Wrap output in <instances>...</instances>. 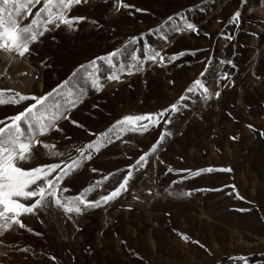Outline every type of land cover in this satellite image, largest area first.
<instances>
[{
	"label": "rangeland",
	"instance_id": "1",
	"mask_svg": "<svg viewBox=\"0 0 264 264\" xmlns=\"http://www.w3.org/2000/svg\"><path fill=\"white\" fill-rule=\"evenodd\" d=\"M119 3L88 0L74 6L69 15L86 17L75 26L78 30L62 26L47 33L32 46L31 55L21 58L0 51V89L43 94L79 65L183 13L197 24L199 34H170L162 54L196 51L195 56L185 55L166 67L146 64L144 71L108 82L99 93L89 87L72 119L98 135L125 115L168 108L200 78L209 61L204 81L221 96L204 102L189 94L188 106L170 125L126 133L95 154L65 183L67 195L116 173L89 198L106 194L126 175L118 170L148 151L165 128L171 133L117 201L82 215L66 213L50 201L36 215L21 218L25 228L0 230V264H242L231 259L240 255L249 264H264V0H123L133 7L117 11ZM237 10L241 17L233 24ZM150 43L157 50L163 47L155 37ZM222 59H231L234 67L221 66ZM219 72L229 73V78L217 88ZM25 106H0V120ZM60 126L72 141L58 133L47 139L59 141L61 151L93 139L67 121ZM208 167L231 171L193 175ZM189 190L191 196L181 195Z\"/></svg>",
	"mask_w": 264,
	"mask_h": 264
},
{
	"label": "snow or ice",
	"instance_id": "2",
	"mask_svg": "<svg viewBox=\"0 0 264 264\" xmlns=\"http://www.w3.org/2000/svg\"><path fill=\"white\" fill-rule=\"evenodd\" d=\"M87 2L88 0H0V51L7 54L15 53L23 58L26 54H32V46L39 43L47 33L59 30L62 26L70 30H78L75 26L85 22L86 17L71 16L69 13L74 6ZM121 7L133 6L120 0L117 11ZM33 9H37L34 14ZM135 11L143 10L137 8ZM188 11L191 12L192 9ZM240 17L241 12L237 10L230 22L238 24ZM92 23L97 22L92 21ZM172 33L199 34V28L187 15L177 13L168 16L162 24L145 33L129 37L121 46L109 53L79 65L66 79L43 94H23L12 89H0V106L6 104L18 106L26 103L22 111L0 120V230L11 229L14 225L21 229L25 228L26 225L21 218L26 215H36L41 209L46 208L50 201H54L55 205L66 213L76 215H82L87 210L100 209L117 201L130 191L135 174L147 167L149 158L157 153L165 138L171 135L167 128L160 133L148 151L143 152L126 169L118 170L126 171V175L118 186L106 194H100L95 199L89 198L97 189L103 188L105 182L116 173H109L102 179H97L76 195H67L70 189L64 185L74 177L86 161H91L95 154L100 153L114 141L120 140L126 133L148 132L152 128L161 126L162 123L170 125L174 115L188 106L189 94L198 96L204 102L220 98L221 92L217 90L213 93L204 81V77L210 71L211 61H209L204 71L200 73V78L195 79L179 100L168 108L154 113L125 115L98 135L88 132L84 125L72 119V112L83 103L89 87L99 93L108 82H120L123 75L131 76L144 71L146 64L166 67L185 55H196V51L162 54L170 43ZM153 37L161 41L163 47L160 50L150 43ZM223 38L228 41L233 39L231 35H224ZM219 64L234 67L231 59H222ZM41 65L48 66L46 61H41ZM228 78L229 73L219 72L215 79L216 87L219 88L221 82ZM6 95L7 99L4 98ZM61 121H67L83 129L93 139L82 146L73 143L71 147L66 146L65 150L61 151L58 147L59 141L49 142L47 139L53 133H58L66 141H72L60 126ZM247 127L253 129L251 124ZM261 135H264V132ZM236 138L232 137L234 140ZM156 158L159 161V157ZM159 162L163 163V161ZM32 163H35V166H25ZM91 171L96 173L97 169L92 168ZM215 171L230 172L231 169L208 167L196 171L193 175ZM168 172H172L171 167L168 168ZM148 194H152L151 189L148 190ZM181 195L191 196L192 191L189 190ZM133 198L139 199L135 196ZM238 198L243 199V197ZM181 235L184 240L189 239L187 235ZM22 251L26 252L27 249ZM231 259L249 264L248 257L244 255Z\"/></svg>",
	"mask_w": 264,
	"mask_h": 264
},
{
	"label": "crops",
	"instance_id": "3",
	"mask_svg": "<svg viewBox=\"0 0 264 264\" xmlns=\"http://www.w3.org/2000/svg\"><path fill=\"white\" fill-rule=\"evenodd\" d=\"M227 213H228V212H227ZM182 247H183V246H182ZM182 249H183V248H182ZM172 252H173V254L176 253V255H178V251L175 252V251L172 250ZM170 254H171V252H170ZM185 260H186V259H185Z\"/></svg>",
	"mask_w": 264,
	"mask_h": 264
}]
</instances>
